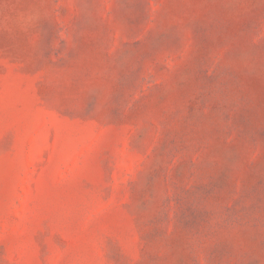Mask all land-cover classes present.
Returning <instances> with one entry per match:
<instances>
[{
    "label": "rangeland",
    "instance_id": "1",
    "mask_svg": "<svg viewBox=\"0 0 264 264\" xmlns=\"http://www.w3.org/2000/svg\"><path fill=\"white\" fill-rule=\"evenodd\" d=\"M0 264H264V0H0Z\"/></svg>",
    "mask_w": 264,
    "mask_h": 264
}]
</instances>
